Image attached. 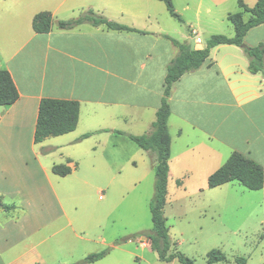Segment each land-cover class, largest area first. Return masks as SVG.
Returning a JSON list of instances; mask_svg holds the SVG:
<instances>
[{"label": "crops", "instance_id": "obj_1", "mask_svg": "<svg viewBox=\"0 0 264 264\" xmlns=\"http://www.w3.org/2000/svg\"><path fill=\"white\" fill-rule=\"evenodd\" d=\"M172 1L191 34L172 27L160 0H0V69L9 71L19 93L13 104L0 105V196L14 206L0 210V264H72L108 246L104 257L85 264H154L144 253L154 250L147 238L124 246L115 245V237L89 233L102 219L73 213L69 194L108 189L115 181L122 187L117 176L138 162L145 173L153 168L150 152L128 135L152 131L167 66L178 53L165 36L201 49L206 42L200 31L224 35L227 14L235 13V0ZM243 1L252 7L256 0ZM87 9L132 30L90 23L57 27V20ZM41 11L52 14L53 24L37 33L31 21ZM243 43L264 44V22L251 27ZM248 63L242 47L219 44L200 68L173 84L167 185L174 181L186 190L191 176H199L193 192H227L238 182L208 188L207 177L232 152L264 171V72L251 73ZM41 98L77 101L75 129L34 143ZM85 133L90 135L79 139ZM60 163L72 171L54 174L52 165ZM248 191L260 193L257 206L264 213V182Z\"/></svg>", "mask_w": 264, "mask_h": 264}, {"label": "rangeland", "instance_id": "obj_2", "mask_svg": "<svg viewBox=\"0 0 264 264\" xmlns=\"http://www.w3.org/2000/svg\"><path fill=\"white\" fill-rule=\"evenodd\" d=\"M238 7L235 0L234 12L238 11ZM168 16L172 27L187 31L186 24ZM222 26L224 35H234L230 22L225 21ZM200 33L203 41L207 42L210 33L220 32L207 30L205 35ZM147 159L151 164L154 163V153H148ZM138 163L136 168L124 170L117 176L124 181L122 187L115 181L108 189L70 191L69 197L76 204L71 206L73 213L90 220L101 218L103 221L101 226L91 227L89 233L115 237L113 243L124 246L140 245L143 238H149L152 225L150 203L154 195L155 175L153 168L146 169L145 173L142 164ZM188 183L186 190L176 187L174 181L167 185L164 215L169 234L176 242L175 249L191 258L194 264H205L206 255L211 249H218L226 256V261L215 264H236V257H244L246 264H264V213L257 206L260 193L248 191L238 183H233L227 192L196 193L192 187L199 183V176H191ZM85 200L88 202L83 207L81 203ZM144 253L154 264H180L177 259L159 261L154 250ZM141 264H144L143 261Z\"/></svg>", "mask_w": 264, "mask_h": 264}, {"label": "trees", "instance_id": "obj_3", "mask_svg": "<svg viewBox=\"0 0 264 264\" xmlns=\"http://www.w3.org/2000/svg\"><path fill=\"white\" fill-rule=\"evenodd\" d=\"M160 1H163L170 16L185 24L184 18L175 10L172 0ZM237 4L241 10L229 13L226 17L233 25L234 35L232 37L213 34L208 38L205 47L192 49L186 42H180L168 35L165 36L178 47V53L167 66L163 96L156 111L155 120L152 123V131L149 134L128 135L141 149L154 153L156 158L153 163L155 184L154 195L150 203L152 225L149 238L159 261L162 262H171L177 259L180 264H194L191 258L175 249L176 242L172 240L169 234V226L164 215L170 156V135L167 128V120L170 115L168 99L173 84L184 73L200 68L209 56L210 49L219 44H235L242 47L249 59L248 70L251 73L264 72V44L250 47L243 43L245 33L251 27L264 22V0H256L252 7L247 6L243 0H237ZM245 13L248 15L247 19L243 17ZM82 23L105 24L108 28L115 30H132L126 25L109 21L95 14L91 9L83 11L75 18L56 21L59 28H71ZM52 24L53 17L49 11L36 13L31 21L32 29L37 33L48 32ZM186 26L188 33L191 34V29L188 25ZM18 97V90L9 71L0 69V105H11ZM78 117L79 103L77 101L41 98L33 133L34 143H39L46 137L62 135L74 130ZM89 135L90 133H85L79 139L86 138ZM51 170L54 174L65 176L72 171V167L60 163L53 164ZM230 181H237L248 190H259L263 187L264 182L263 167L239 152H232L225 162L207 177V187L213 188ZM12 208L14 206L3 203L0 196V210H10ZM109 250L110 247H107L98 252L90 253L72 264L97 261L104 257ZM222 261H226L224 253L218 249H211L206 255L205 264H215ZM235 262L236 264H246V259L236 257Z\"/></svg>", "mask_w": 264, "mask_h": 264}, {"label": "water", "instance_id": "obj_4", "mask_svg": "<svg viewBox=\"0 0 264 264\" xmlns=\"http://www.w3.org/2000/svg\"><path fill=\"white\" fill-rule=\"evenodd\" d=\"M147 239H148L149 243L151 244V239L150 238H147Z\"/></svg>", "mask_w": 264, "mask_h": 264}]
</instances>
